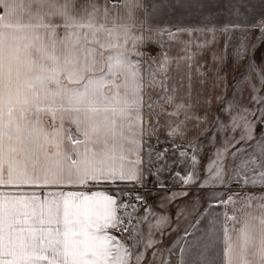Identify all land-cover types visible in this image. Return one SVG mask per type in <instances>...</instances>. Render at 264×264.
<instances>
[{
  "label": "snow or ice",
  "instance_id": "snow-or-ice-1",
  "mask_svg": "<svg viewBox=\"0 0 264 264\" xmlns=\"http://www.w3.org/2000/svg\"><path fill=\"white\" fill-rule=\"evenodd\" d=\"M240 7L249 10L245 0H0V264H156L154 230L167 217L145 236L148 217L134 216L143 197H122L165 158L160 131L183 138L193 121L197 135L216 123L193 112V70L204 75L205 51L222 62L212 50L221 37L227 49L237 29L264 39V16L219 22ZM189 8L199 23L163 21ZM246 54L242 40L234 58ZM251 101L259 107L229 104L239 139H226L200 185L210 190L208 227L188 225L177 264H264V96ZM176 176L189 185L195 171Z\"/></svg>",
  "mask_w": 264,
  "mask_h": 264
},
{
  "label": "crops",
  "instance_id": "crops-1",
  "mask_svg": "<svg viewBox=\"0 0 264 264\" xmlns=\"http://www.w3.org/2000/svg\"><path fill=\"white\" fill-rule=\"evenodd\" d=\"M245 25V24H241ZM248 25V24H247ZM257 32L254 29H249L247 32H241L239 29L233 31L229 37V47L224 49L223 43L224 38L221 37L220 43L216 46L215 51L218 56H223V61L213 62L211 59V54L209 51H205L198 57L199 63L203 64L201 71L204 73L203 76L197 75L195 69L193 70V100H199V103L193 109L195 115L204 117L207 116L209 119L215 118L218 111V106L220 103L224 102L228 96L229 90L234 85L235 81L238 79L244 67L246 66L247 59L251 54V47L256 39ZM242 40L247 41V54L240 60L234 58V53L241 44ZM217 71L219 74V79H217ZM203 80V83L200 81ZM219 96L220 100H216ZM264 96V95H263ZM210 101V103H204L205 101ZM182 118V117H181ZM215 123L209 125L207 122H203L201 127L206 128L202 134L197 135L199 129L196 127L193 121L188 125V129L185 132L183 138H169L167 136V129H163L158 133L161 140L160 144H156V151H164L167 149L166 156L163 160L155 164L152 168L151 175H148L144 188L137 189L135 192H142L143 198H145L146 189H154L158 192L160 189H166L168 192L171 188H194V198L191 197L190 200L195 202V210L193 216L188 220V222L179 230L178 236L174 237L172 240L166 244L162 253L158 256V264H161L162 259L169 258L168 250H173L170 257V264H177L178 255L180 248L177 246L183 243L184 230L188 227L190 223H196V220H200L198 225L200 231L205 230L208 227L209 212L205 211L208 208L209 202V188H201L200 185L204 184L203 176L207 173L208 169L203 171L204 166L208 164L212 165L210 156L201 155L197 153V144L202 138L210 133L214 127ZM261 130L256 134L257 138L261 132H264V126H260ZM191 141V143H189ZM155 144V140H153ZM181 145L180 149H173V145ZM180 151L187 153V157L180 156ZM195 152V153H194ZM199 152V151H198ZM212 151L208 154L211 155ZM196 156L195 170L191 169L193 166L191 161V156ZM213 155V154H212ZM155 160V157H153ZM162 171L157 172V168H161ZM195 171L194 182L189 185H184L182 180L176 176V173H180V176L187 175L188 172ZM204 174V175H203ZM169 189V190H168ZM205 189V190H204ZM223 191V189H220ZM162 192V191H160ZM127 202V201H126ZM141 205L138 203L134 216H140L142 210ZM131 211V209H129ZM150 211V210H149ZM153 211V210H152ZM212 212H221V208H213ZM199 213V215H197ZM191 231V229H189ZM199 235V232L197 233ZM158 246V245H157ZM148 257V255H147ZM194 258V256L192 257Z\"/></svg>",
  "mask_w": 264,
  "mask_h": 264
},
{
  "label": "rangeland",
  "instance_id": "rangeland-1",
  "mask_svg": "<svg viewBox=\"0 0 264 264\" xmlns=\"http://www.w3.org/2000/svg\"><path fill=\"white\" fill-rule=\"evenodd\" d=\"M245 3L248 5L249 10L246 11L244 7H240L241 15L239 18H229L227 15H220L218 18L219 22L231 19V21L235 23L252 25L257 19L264 16V5H261L259 0H245ZM220 7L222 8L223 5L221 4ZM216 10V7L212 4H209V6L205 8V11L210 12H216ZM201 16L202 14L197 13L195 8L177 9L174 13L164 15L163 21L170 24H195L200 22ZM255 30L257 32L256 39L252 44L251 54L247 59L244 70L229 90L225 101L219 104L216 123L212 131L206 134L197 144V153L200 154V156L204 154L206 157L210 156L211 159H214L217 151L224 148L227 138L236 136L237 140L239 139V133L231 131V118L232 115L236 113L229 108L230 102L235 100L239 105L247 106L249 109H256L259 107V105L251 101V97L254 95H264V89H262L260 83V73L261 70H264V39L260 38V31L258 29ZM249 65H252V67L250 68ZM253 68H255V73L253 72ZM258 89L260 90L257 91ZM225 109H228V111H225ZM237 111H239V109H237ZM256 114L257 116L259 115L258 112ZM221 124L226 127L221 128ZM259 127H257L256 130ZM211 151L213 155H208ZM228 151L231 152L232 148H229ZM227 158L231 159V156L229 155ZM210 168L211 165L208 164L204 166L203 171ZM191 169L195 170V167L192 166ZM205 177L206 174L203 176L204 181ZM194 190V188H171L169 192L166 189H160L158 192H155L154 189H146L144 195L147 193L153 194L155 196V203L149 205L146 203L145 198H143V202L140 203L142 207L140 216L148 217L147 220L140 224L141 232L147 236L149 225H155L157 218L167 217L168 221L163 233L154 230L155 234L153 238L157 241L158 246L152 251H157V257L155 258L156 264H158V256L162 253L166 244L174 237L178 236L179 230L182 229L193 216L196 205L194 200L190 199L191 197L194 198ZM185 192L187 193L186 196L179 194ZM147 255V259H153L151 252Z\"/></svg>",
  "mask_w": 264,
  "mask_h": 264
},
{
  "label": "built area",
  "instance_id": "built-area-1",
  "mask_svg": "<svg viewBox=\"0 0 264 264\" xmlns=\"http://www.w3.org/2000/svg\"><path fill=\"white\" fill-rule=\"evenodd\" d=\"M144 188V186H140V185H136L135 187H132L130 189H126V191H130L132 193L131 196H128V197H122L123 200L125 201H129L131 200L132 202H135V195L138 193L139 195H143V193L141 192H135V190L137 189H142ZM143 197V196H142ZM145 201L146 203H148L149 205H152L155 203V196L153 194H146L145 195Z\"/></svg>",
  "mask_w": 264,
  "mask_h": 264
},
{
  "label": "trees",
  "instance_id": "trees-1",
  "mask_svg": "<svg viewBox=\"0 0 264 264\" xmlns=\"http://www.w3.org/2000/svg\"><path fill=\"white\" fill-rule=\"evenodd\" d=\"M259 130H261V127H259V128L256 130V134L259 133Z\"/></svg>",
  "mask_w": 264,
  "mask_h": 264
}]
</instances>
